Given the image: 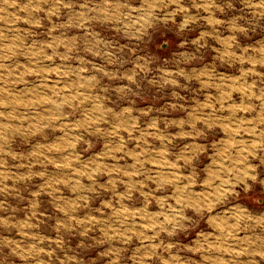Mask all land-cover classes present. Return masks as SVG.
Returning a JSON list of instances; mask_svg holds the SVG:
<instances>
[{
	"label": "rangeland",
	"instance_id": "obj_1",
	"mask_svg": "<svg viewBox=\"0 0 264 264\" xmlns=\"http://www.w3.org/2000/svg\"><path fill=\"white\" fill-rule=\"evenodd\" d=\"M0 264H264V0H0Z\"/></svg>",
	"mask_w": 264,
	"mask_h": 264
}]
</instances>
